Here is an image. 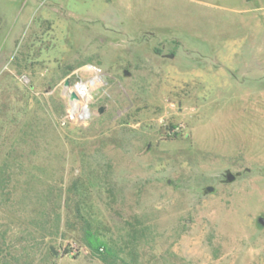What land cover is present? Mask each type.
<instances>
[{
    "label": "rangeland",
    "instance_id": "obj_1",
    "mask_svg": "<svg viewBox=\"0 0 264 264\" xmlns=\"http://www.w3.org/2000/svg\"><path fill=\"white\" fill-rule=\"evenodd\" d=\"M236 2L0 0V264H264V25Z\"/></svg>",
    "mask_w": 264,
    "mask_h": 264
},
{
    "label": "crops",
    "instance_id": "obj_2",
    "mask_svg": "<svg viewBox=\"0 0 264 264\" xmlns=\"http://www.w3.org/2000/svg\"><path fill=\"white\" fill-rule=\"evenodd\" d=\"M232 6L235 15L243 16V21L253 23L255 26L264 25V0H235ZM238 19V18H237ZM234 19V20H237ZM261 45H264L263 43Z\"/></svg>",
    "mask_w": 264,
    "mask_h": 264
},
{
    "label": "bare ground",
    "instance_id": "obj_3",
    "mask_svg": "<svg viewBox=\"0 0 264 264\" xmlns=\"http://www.w3.org/2000/svg\"><path fill=\"white\" fill-rule=\"evenodd\" d=\"M88 69H90L91 71H94V72L98 71L97 68L94 67V66H92V65H90L88 67ZM75 90H76V93H77L78 97L75 100H73V102L75 104H80V107L79 108L83 112L88 113L87 106L84 103H82V100L80 99L81 97H84L85 100L88 99V98H90V90H89L87 84L80 83V84H78L76 86Z\"/></svg>",
    "mask_w": 264,
    "mask_h": 264
},
{
    "label": "trees",
    "instance_id": "obj_4",
    "mask_svg": "<svg viewBox=\"0 0 264 264\" xmlns=\"http://www.w3.org/2000/svg\"><path fill=\"white\" fill-rule=\"evenodd\" d=\"M86 242L94 250L101 251L102 248H109L106 241L102 240L99 236L95 235L92 231L87 232Z\"/></svg>",
    "mask_w": 264,
    "mask_h": 264
},
{
    "label": "water",
    "instance_id": "obj_5",
    "mask_svg": "<svg viewBox=\"0 0 264 264\" xmlns=\"http://www.w3.org/2000/svg\"><path fill=\"white\" fill-rule=\"evenodd\" d=\"M69 83V81H67L66 82V84H68ZM72 96L73 97H76L77 96V93L74 91V92H72ZM104 106H102L101 108H100V112H103L104 111ZM235 179V175L234 174H232L231 172L228 174V181H233ZM214 189V187L213 186H209L208 187V190H213ZM258 222L261 224V225H264V216L263 215H260L259 217H258ZM51 248H52V250H53V252L55 253V254H59V251L58 250H56V248L54 247V246H51Z\"/></svg>",
    "mask_w": 264,
    "mask_h": 264
}]
</instances>
